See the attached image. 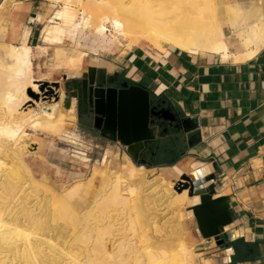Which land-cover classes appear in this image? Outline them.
<instances>
[{
	"label": "bare ground",
	"instance_id": "6f19581e",
	"mask_svg": "<svg viewBox=\"0 0 264 264\" xmlns=\"http://www.w3.org/2000/svg\"><path fill=\"white\" fill-rule=\"evenodd\" d=\"M54 1L61 5L55 16V20L59 21V26L48 31L47 41L61 47L65 45L68 34L76 24H80V28L89 35L95 32L107 35L112 28L115 37H121L128 42L129 49L145 43L162 51L166 49V46H169L189 53L223 55L226 58L232 55L237 62H244L256 56L264 47V17L260 10L245 4L226 5L222 3V8L217 11L214 0ZM9 2L10 0H0V23L7 15L4 11ZM79 8L81 9L78 10ZM224 19L230 20V28L240 43L237 53L230 51L228 37L222 23ZM74 54L75 56L68 58L64 63L70 70H77L78 72L84 65L88 54L79 51L78 48ZM30 65L31 48L28 44L13 45L6 43L0 46V191L4 189L0 193V264H49L47 261L49 257L51 262L57 260L55 250L52 251L51 249L54 254L52 256L43 253L44 251L41 250L42 246L46 245L45 239H47L48 234L42 233L46 229H38L35 209L28 203L22 204L20 202L22 197L20 198L19 194L23 192L18 190L21 181L20 176L27 177L30 180L29 185L34 186L38 183L29 168L30 165H27L26 160L20 154H22V147L25 146V142L22 141L31 138L25 129L37 130L43 124L50 128V133L53 136L62 140H73L75 135L66 126L76 120V101L73 100L70 109L64 110L65 95L61 88L59 91L61 102L57 107L38 113L34 111L25 113L24 107L33 103L30 97L26 98L25 92L32 89L33 94L38 95L39 88L38 85H35L38 83L37 81L27 78ZM11 162L14 163L13 166ZM108 167L109 163H106V168L108 169ZM94 171L95 177L97 170ZM130 171L129 181L132 185H135L145 176L144 167L136 168L133 166ZM144 179L146 180V178ZM113 183L117 185L103 201L98 203L99 210L103 212L114 206H127V198L119 194L120 177L118 175L105 180L99 194L103 193ZM162 186L173 190L170 197L174 198L179 194L174 190L173 182L165 180L162 182ZM20 188L22 189V186ZM79 188H74L67 197L69 199L74 197ZM48 193L55 196L52 191ZM182 194L179 197V204L181 202L184 204L185 218L187 220L193 219V214L188 211V208L199 203L200 199L199 197L189 198L188 191H184ZM63 203L65 204L63 205ZM82 203H88V200L83 199ZM61 204L58 216L62 220H67L69 233L72 232V239L78 243H85V245L86 242L93 240L91 252L95 254V258L91 254L92 256L88 260L86 259V262L77 261L76 264H116L110 259L111 256L105 257L108 253V244L105 243L106 236L111 234V227L100 229L99 232L95 230L99 234L98 237L100 236L99 240L94 238L96 234L94 235L92 231L94 236L90 238L88 231L80 230L83 221L76 214L70 202L63 199ZM88 215L93 217V214ZM49 240L51 241V239ZM111 241L109 243H113ZM50 247L54 248L52 243ZM159 247L160 252L156 255L150 251L143 255H137L135 252H131L129 247L127 250L122 249L118 254V257L122 258L118 262L119 264H156L161 263V257L171 254H177V257L181 256L180 261L184 264L193 262V256L187 253L183 242L178 244L176 239L166 238L159 243ZM123 253L125 256L122 255ZM71 255L69 254V256ZM97 255L103 258H98Z\"/></svg>",
	"mask_w": 264,
	"mask_h": 264
},
{
	"label": "crops",
	"instance_id": "0c3cea01",
	"mask_svg": "<svg viewBox=\"0 0 264 264\" xmlns=\"http://www.w3.org/2000/svg\"><path fill=\"white\" fill-rule=\"evenodd\" d=\"M222 3L252 6L264 17V0H225ZM227 37L230 51L237 53L240 43L233 31ZM76 39L78 41L80 36ZM81 43L83 51L86 49L101 57L97 65L89 62V67L105 69L109 76L118 74L132 86L148 89L152 100H166L182 119L194 120L197 124L194 135L199 134V137H193L192 146L185 141V155L172 165L147 168L130 162L116 172L113 165L117 154L112 149L105 151L97 164L103 163L107 153L112 152V170L123 180L130 178L132 166L144 167L142 188L146 181L157 180L162 186L165 180L178 182L191 172L202 176L215 173L218 196H229L236 213V220L230 226L233 238L229 246L219 247L215 240L202 238L195 219L185 218L183 232L197 250L198 258L193 264H264V47L250 60L237 62L232 55L226 58L189 53L169 46L162 51L145 43L128 49L119 41L104 37H83ZM27 44L32 47L35 69L37 63H42L38 53L33 58L37 49L33 30ZM91 128L96 130L94 126ZM78 134L88 150L91 146ZM87 150L83 152L86 159H80L85 163L90 161ZM153 173L157 175L152 177ZM95 183L96 189L90 195L102 185L99 178ZM126 187L137 193L140 190L136 191L128 184ZM81 201L82 198L77 203L83 208ZM177 216L179 219V214Z\"/></svg>",
	"mask_w": 264,
	"mask_h": 264
},
{
	"label": "rangeland",
	"instance_id": "374dc122",
	"mask_svg": "<svg viewBox=\"0 0 264 264\" xmlns=\"http://www.w3.org/2000/svg\"><path fill=\"white\" fill-rule=\"evenodd\" d=\"M222 1L225 2V0H214L215 7L217 5V11L222 8ZM9 3L6 5L7 7L4 11L7 15H5L4 20L0 23V46L6 43L13 45L27 44L29 34L33 30V36L37 38V49L34 50L35 56L33 58L37 57V53L38 58L41 56L42 64L38 65L37 63L34 69L32 47L29 45L31 48V65L27 71V78L37 81L38 83H35V85H38L39 88L38 95H36L37 99L30 96V93L33 94L32 89H28L25 92L26 98L30 97L33 100V103H29L24 107L23 110L25 113L31 111L38 113L54 109L61 102L60 89L62 88L65 95V84L71 79V76L87 71L89 62L91 61L92 64L97 65V60L99 61L101 57L91 54L86 49H84L85 51L82 50L81 40L83 37L89 38L93 36V39L104 37V39L119 41L122 47L128 48V42L121 37H115L112 28H110L111 32L107 35L99 32L89 35L80 28V24H76L74 29L68 34L63 47L51 44L47 41V34L49 30L59 26V21L55 20V16L61 8L60 4L55 3L54 0H10ZM222 23L226 35H229L233 31L230 28V20L224 19ZM77 36H80L78 41L76 39ZM77 48L79 51L87 52L88 54L87 61L85 60L84 65L78 72L77 70H70L64 63L68 58L75 56L74 51ZM56 83L60 84V89L55 87L54 84ZM51 92H54V94L51 95ZM57 97H59L58 102H56ZM63 109L66 110L64 104ZM88 126L80 120L78 114L76 120L66 126L73 131L75 135L73 140H62L53 136L50 133V128L45 124L37 130L25 129V132L31 138L22 141L25 142V146L22 147V154L20 155L26 160L27 165H30L29 168L38 183L34 186L29 185L30 180L27 177L20 176L23 178H20L21 181L19 184L20 187L22 186V189L19 187L18 190L23 192L20 191L21 195L19 194V197H22L20 201L22 204L28 203L30 204L29 206L35 209V216L38 218H36L38 229H46V231L42 232L43 234H48L47 236L45 235L47 238L45 239L46 245L44 244L41 249L44 251L43 253L52 256L54 255L53 250L57 252V260L51 262V258L49 257L47 259L48 263L76 264L77 261L86 262L92 255L95 258V254L91 252L93 249V240L86 242V245L85 243L75 242L72 239V232L69 233L67 220H62L58 216L59 208L62 206V200L67 199L73 209H75L76 214L83 221V226L80 230L88 231L87 233L90 238L96 234L94 238H98L99 240V230L105 227H111V234L108 237L106 236L105 242L106 245L108 244V253L106 256H103H111L110 259L114 263L119 264L118 261L122 257H118V254L122 249L127 250L129 247L131 252H135L137 255H143L147 251L156 255L160 252L159 243L166 238H173L178 241V244L180 242L184 243L187 253L193 256V262L191 263L193 264L194 259H197L198 256L195 255L197 250L190 243L188 236L183 232L182 224L185 221L186 209H183L182 205L184 204L182 202L179 204V197L183 194H177L174 197L176 199L170 197V193L173 190L161 186L157 180L154 182L146 181V186L143 188L140 186L141 180L135 185L130 184V178L123 180L114 171L119 172L124 165H129L130 162L137 166L143 165L134 163L128 153L124 152L125 149L120 143H114L109 139L102 138L98 131L91 128L93 123H89ZM78 132L84 138L85 143L91 146L88 150L84 148L85 145L79 137ZM108 149H112L117 154L116 163L113 165L114 171L112 170L110 161V158L113 157L112 152L107 153L103 163H100V165L97 164V162L102 160L105 151ZM86 150L88 151L87 156L90 160L88 163L83 162L86 159L83 152ZM81 158L83 161L80 160ZM12 163L11 165L13 166L14 163ZM106 163H109L108 169L106 168ZM95 169L97 170V174L94 177ZM115 175L120 177V183L118 184L119 194L127 198L128 203L126 207H122L121 205L114 206L103 212L99 210L98 203L103 201L117 184H110L103 193H99L102 191L104 181L114 178ZM155 175L157 174H151L152 177ZM97 177L99 181H102V185L96 193L90 195L96 189L95 181H98ZM127 184L136 191L140 188L139 192L129 190L126 187ZM76 187H80L79 191L74 197L69 199L67 196ZM49 191H52L55 196L49 194ZM81 198L82 201L83 199H87L89 203H82L81 201L84 209L77 203V200ZM23 199L25 200L24 202ZM181 208L185 211L184 213L181 212ZM88 214H93V217H90ZM177 214H179V219L177 218ZM41 224L43 225L41 226ZM91 231L94 235H92ZM110 241L113 243H109ZM49 243H52L54 248L50 247ZM69 254L72 255L69 256ZM87 254L90 256L88 257ZM122 255L125 256V253ZM97 256L98 258H103L102 256ZM161 258V263L156 264H184V262L180 261L182 259L181 256L177 257V254L167 255Z\"/></svg>",
	"mask_w": 264,
	"mask_h": 264
},
{
	"label": "water",
	"instance_id": "95a60500",
	"mask_svg": "<svg viewBox=\"0 0 264 264\" xmlns=\"http://www.w3.org/2000/svg\"><path fill=\"white\" fill-rule=\"evenodd\" d=\"M71 79H74L73 87L69 82L65 84V109H70L75 99L79 114L78 106L81 104L78 99L83 94L85 105H90L91 112L95 115V129L101 131L103 137L120 143L134 163H138L139 153L145 143L152 144L162 137L161 126L157 121H168L170 125L177 123L178 129L187 136L189 146H192L194 136L199 137L198 133L194 135L197 129L194 120L178 119L167 111L163 113H169V117L157 112L152 106V93L148 89L137 85L129 86L127 83L121 89L104 88L105 84L113 83L105 69L89 67L87 73H79L71 76ZM78 79L83 81L79 83ZM54 85L60 89V84ZM30 95L37 99L36 95ZM56 99L58 102L59 97ZM217 179L215 173L202 176L191 172L190 175H183L180 181L173 182V188L179 194L188 191L189 198L199 197V203L188 208L197 223L199 234L206 241L215 240L219 247H225L232 242L230 226L236 220V213L229 196H218Z\"/></svg>",
	"mask_w": 264,
	"mask_h": 264
},
{
	"label": "flooded vegetation",
	"instance_id": "af4514ba",
	"mask_svg": "<svg viewBox=\"0 0 264 264\" xmlns=\"http://www.w3.org/2000/svg\"><path fill=\"white\" fill-rule=\"evenodd\" d=\"M87 73V71L83 72ZM96 77L98 79L99 72L96 74ZM110 80L113 82L112 84H105L104 88H115V89H121L124 84H128L129 86H132L127 80H125L121 75L115 74L114 76H110ZM73 81L74 79L69 80L70 86L73 87ZM79 83H81L83 80L78 79ZM67 82V83H68ZM98 84V82H97ZM69 96L71 97V92H69ZM75 100V99H74ZM76 101V100H75ZM79 101V117L80 120L83 123H93V126L95 124V115L91 112L90 105H85L84 96L81 94V97L78 99ZM152 106L156 108L157 112H162V115H165L166 117H169V113H163V111L170 112L171 114H174L178 119L181 118L180 114L176 111V109L171 106L166 100L160 99V100H152ZM161 126V133L162 137L159 138L157 141H155L152 144L146 145L144 144V148L140 151L138 156V163L140 165L146 166V163L152 162L154 159H156L157 152H164L165 150L169 149V147L174 146L178 150L183 148L185 146V135L182 131H180L177 127V123H174L173 125H170L168 121H157ZM95 129V127H94ZM96 131L100 132L96 129ZM170 151V150H169ZM169 153V152H167Z\"/></svg>",
	"mask_w": 264,
	"mask_h": 264
},
{
	"label": "trees",
	"instance_id": "16d2710c",
	"mask_svg": "<svg viewBox=\"0 0 264 264\" xmlns=\"http://www.w3.org/2000/svg\"><path fill=\"white\" fill-rule=\"evenodd\" d=\"M170 150V151H169ZM169 152V153H167ZM185 146L178 150L174 146L169 147V149L162 152H157L156 159L152 162L146 163L147 168H153L163 165H172L175 164L182 156L185 155Z\"/></svg>",
	"mask_w": 264,
	"mask_h": 264
}]
</instances>
